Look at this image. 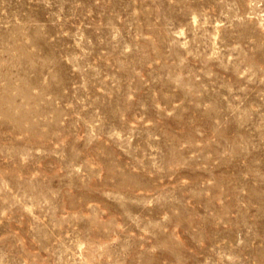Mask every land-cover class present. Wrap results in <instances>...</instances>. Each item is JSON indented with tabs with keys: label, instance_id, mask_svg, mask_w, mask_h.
Returning a JSON list of instances; mask_svg holds the SVG:
<instances>
[{
	"label": "rangeland",
	"instance_id": "obj_1",
	"mask_svg": "<svg viewBox=\"0 0 264 264\" xmlns=\"http://www.w3.org/2000/svg\"><path fill=\"white\" fill-rule=\"evenodd\" d=\"M0 264H264V0H0Z\"/></svg>",
	"mask_w": 264,
	"mask_h": 264
}]
</instances>
